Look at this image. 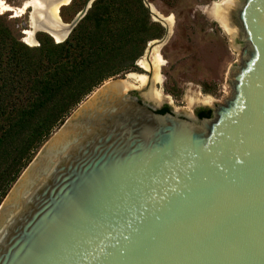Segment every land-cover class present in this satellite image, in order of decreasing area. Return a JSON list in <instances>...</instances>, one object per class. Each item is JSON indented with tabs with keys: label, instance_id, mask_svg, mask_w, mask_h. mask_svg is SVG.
Here are the masks:
<instances>
[{
	"label": "water",
	"instance_id": "water-1",
	"mask_svg": "<svg viewBox=\"0 0 264 264\" xmlns=\"http://www.w3.org/2000/svg\"><path fill=\"white\" fill-rule=\"evenodd\" d=\"M54 1L24 8L46 20ZM92 2L59 16L60 40L38 31L63 41ZM236 17L246 45L210 116L156 112L130 88L55 130L0 202V264H264V0Z\"/></svg>",
	"mask_w": 264,
	"mask_h": 264
},
{
	"label": "trees",
	"instance_id": "trees-1",
	"mask_svg": "<svg viewBox=\"0 0 264 264\" xmlns=\"http://www.w3.org/2000/svg\"><path fill=\"white\" fill-rule=\"evenodd\" d=\"M162 32L143 0H93L66 39L39 31L38 46L23 43L0 16V202L69 112Z\"/></svg>",
	"mask_w": 264,
	"mask_h": 264
},
{
	"label": "rangeland",
	"instance_id": "rangeland-1",
	"mask_svg": "<svg viewBox=\"0 0 264 264\" xmlns=\"http://www.w3.org/2000/svg\"><path fill=\"white\" fill-rule=\"evenodd\" d=\"M3 1L16 8L24 6L28 0ZM34 1L38 3L37 0ZM143 1L150 12V20L158 22L163 27V38L161 40L158 38L147 40L141 54L134 59L130 68L105 79L93 88L69 112L64 121L88 102L108 82L114 80H128L131 84L133 83L132 88L138 92L144 101L158 106L164 100L176 114L192 119L196 118L194 114L196 108L215 109L218 104H223L225 99L231 95V67L241 63V51L246 45V42L241 39L242 30L236 17V11L240 7L241 0H233L236 2V6L230 11L235 35L214 20L209 13V8L216 2L222 3V6L225 4L223 7L228 9V2H222L224 0ZM70 2L58 9L59 16L64 23L70 22L77 12L84 7L87 0ZM30 9L27 7L22 12H15V10H2L0 8V16L10 27L12 33L23 43L29 46H38L39 41L36 38L38 30L34 33L36 42L29 43L25 39V30L31 29L28 25ZM171 15L173 16L172 23L167 20V17ZM157 49L163 60L158 67L155 66ZM136 61L140 67L136 65ZM145 64H149V68L145 67ZM132 75H145L147 81L143 84ZM153 88L160 95V103L145 97L148 91ZM191 97L194 98L193 103H191ZM61 124L51 132L49 137Z\"/></svg>",
	"mask_w": 264,
	"mask_h": 264
},
{
	"label": "bare ground",
	"instance_id": "bare-ground-1",
	"mask_svg": "<svg viewBox=\"0 0 264 264\" xmlns=\"http://www.w3.org/2000/svg\"><path fill=\"white\" fill-rule=\"evenodd\" d=\"M37 1L38 3H36L34 0H28L24 3V6L28 4L29 6L35 9L38 6L41 8L39 0ZM68 2L69 0H56L53 3H51L49 7L47 8L48 17L46 20H42L43 15L38 14L37 12H30V20H29L30 25L29 26L31 29L25 30L26 31L25 39L27 40V42L32 43L34 41V38H33L34 31L33 30H38V29L50 30L56 40H60L63 36H65L64 31L62 32L63 34L58 33L55 25L56 23L59 24V13H58L59 6L61 4H67ZM222 2H226V3L228 2V5H227L228 9L223 7L225 4L222 6V3L216 2L209 8V13L214 18V20L218 21L219 24H222L226 28V30H228L233 35H235V30L233 28V25L231 24L230 11H231V8L236 6V2L233 0H224ZM24 6L13 8L12 6L7 5L6 2H4L3 0H0V8L2 10H15V12H22L24 9ZM167 20L168 22L172 23L173 16L171 15L167 17ZM62 26L64 30L68 28L67 24H64ZM158 52L159 51L157 49L156 55H155V60H156L155 66L156 67H158L163 62L162 57ZM145 67L149 68V64H145ZM132 77L139 79L143 84H145L147 81V78L145 75H140V76L132 75ZM133 86H134L133 83L131 84L128 80H114L112 82H108V84H106L100 91H98L92 98H90L88 102L83 104L78 109L77 114H79V117L83 119V122L88 119L94 120L97 117L96 116L97 113L103 108V105H105L107 101L111 100L119 92H125L128 89L132 88ZM145 97L149 100L159 101L160 103V95L156 90H154V88L149 90L148 93L145 95ZM190 100H191V103L194 102L193 97H191ZM82 127H83L82 124L78 122V124H76V127H75V133H79V131L82 130ZM89 131H90V127H89Z\"/></svg>",
	"mask_w": 264,
	"mask_h": 264
},
{
	"label": "flooded vegetation",
	"instance_id": "flooded-vegetation-1",
	"mask_svg": "<svg viewBox=\"0 0 264 264\" xmlns=\"http://www.w3.org/2000/svg\"><path fill=\"white\" fill-rule=\"evenodd\" d=\"M163 35H164V33L162 32L161 35H160L159 37H157L158 40H161V39L163 38ZM135 63H136V65H138V62H137V61H136ZM138 66H139V65H138ZM139 67H140V66H139ZM129 94H130V96L136 97V99H137L140 103H146V102L142 99V97H141L140 95H138V92H137L136 90L130 91ZM149 106H150L151 108H153L156 112H160V113H165V112L175 113L174 111H172V109L170 108L169 104L166 103L164 100H162L161 104L158 105V106H154V105H150V104H149ZM204 109H208V110L210 111L209 116L211 115V111H212L211 108H201V107H199V108H196V109H195V112H194V114H195V116H196L195 120H199L200 118L204 117V116H201V115H200V111H202V110H204ZM175 114H176V113H175ZM177 115L180 116V117H186V116L179 115V114H177Z\"/></svg>",
	"mask_w": 264,
	"mask_h": 264
}]
</instances>
